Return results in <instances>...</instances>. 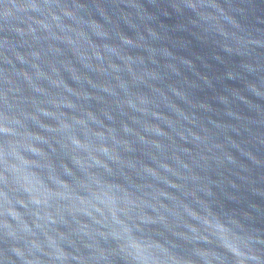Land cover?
I'll return each instance as SVG.
<instances>
[{
  "label": "water",
  "instance_id": "obj_1",
  "mask_svg": "<svg viewBox=\"0 0 264 264\" xmlns=\"http://www.w3.org/2000/svg\"><path fill=\"white\" fill-rule=\"evenodd\" d=\"M0 264H264V0H0Z\"/></svg>",
  "mask_w": 264,
  "mask_h": 264
}]
</instances>
